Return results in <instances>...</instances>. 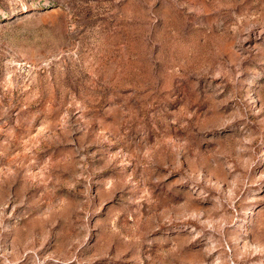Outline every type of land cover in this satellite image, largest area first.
Masks as SVG:
<instances>
[{"label": "rangeland", "instance_id": "374dc122", "mask_svg": "<svg viewBox=\"0 0 264 264\" xmlns=\"http://www.w3.org/2000/svg\"><path fill=\"white\" fill-rule=\"evenodd\" d=\"M0 264H264V0H0Z\"/></svg>", "mask_w": 264, "mask_h": 264}]
</instances>
